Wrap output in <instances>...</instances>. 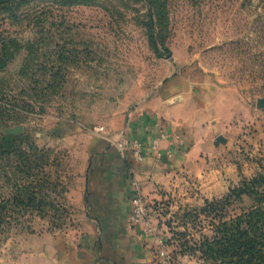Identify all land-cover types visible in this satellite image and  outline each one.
<instances>
[{
	"label": "rangeland",
	"instance_id": "374dc122",
	"mask_svg": "<svg viewBox=\"0 0 264 264\" xmlns=\"http://www.w3.org/2000/svg\"><path fill=\"white\" fill-rule=\"evenodd\" d=\"M177 75L212 94V190L158 168L149 227L131 212L129 227L156 264H222L203 208L264 175V0H0V264H66L86 244L93 143L134 140L130 113ZM257 189L226 215H264Z\"/></svg>",
	"mask_w": 264,
	"mask_h": 264
},
{
	"label": "crops",
	"instance_id": "0c3cea01",
	"mask_svg": "<svg viewBox=\"0 0 264 264\" xmlns=\"http://www.w3.org/2000/svg\"><path fill=\"white\" fill-rule=\"evenodd\" d=\"M197 87L205 86L177 75L166 82L152 102L130 113L122 137L142 144V159H137L132 150L120 151L115 140L108 137L93 143L86 204L88 219L96 231L87 236L86 244L72 253L66 264H156L146 235L129 227V213L131 198L139 192L143 195L150 180L158 178V168L171 169L172 173L177 162L181 170L195 172L212 190L210 163L217 150L216 119L212 115V94ZM159 179L166 177L163 174Z\"/></svg>",
	"mask_w": 264,
	"mask_h": 264
},
{
	"label": "trees",
	"instance_id": "16d2710c",
	"mask_svg": "<svg viewBox=\"0 0 264 264\" xmlns=\"http://www.w3.org/2000/svg\"><path fill=\"white\" fill-rule=\"evenodd\" d=\"M0 137H5L2 132ZM9 138L16 139L14 136ZM256 187H264V175L242 181L241 186L231 188L223 199L214 200L203 208L212 217V239L207 238L204 242L212 248V259L221 260L222 264L228 262V257L231 264H251L258 259L264 261V226H258L264 215L258 211L226 215L235 200L243 201L246 195L260 194Z\"/></svg>",
	"mask_w": 264,
	"mask_h": 264
},
{
	"label": "built area",
	"instance_id": "2783aa9c",
	"mask_svg": "<svg viewBox=\"0 0 264 264\" xmlns=\"http://www.w3.org/2000/svg\"><path fill=\"white\" fill-rule=\"evenodd\" d=\"M120 151H134L135 156L137 159L143 158V146L142 144L137 140H131V141H118L116 140L114 142ZM131 218L134 223H137L138 225L143 226V230L145 231L149 227V218L147 213V208L144 202L143 195L139 192L135 194L131 198Z\"/></svg>",
	"mask_w": 264,
	"mask_h": 264
}]
</instances>
